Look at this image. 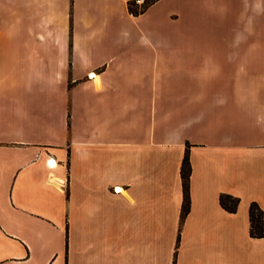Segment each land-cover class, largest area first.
I'll return each mask as SVG.
<instances>
[{"label":"crops","instance_id":"obj_1","mask_svg":"<svg viewBox=\"0 0 264 264\" xmlns=\"http://www.w3.org/2000/svg\"><path fill=\"white\" fill-rule=\"evenodd\" d=\"M164 1L0 0V264H264V0H235L254 59L186 79L157 77Z\"/></svg>","mask_w":264,"mask_h":264},{"label":"rangeland","instance_id":"obj_2","mask_svg":"<svg viewBox=\"0 0 264 264\" xmlns=\"http://www.w3.org/2000/svg\"><path fill=\"white\" fill-rule=\"evenodd\" d=\"M186 1L165 0L155 8L163 16L160 25L163 37L161 75L159 73L157 77H234L235 63L241 56L248 61L255 57L253 51L237 50L233 46L235 33L249 28L250 19L237 14L235 0H189L193 3L194 13H189ZM20 21L32 23V27L39 26L36 18L21 17ZM30 53L35 60L42 50L20 48L18 58ZM258 57H264L263 51ZM231 62L234 68L230 66ZM178 81L176 85H180ZM21 123L20 118V126Z\"/></svg>","mask_w":264,"mask_h":264},{"label":"trees","instance_id":"obj_3","mask_svg":"<svg viewBox=\"0 0 264 264\" xmlns=\"http://www.w3.org/2000/svg\"><path fill=\"white\" fill-rule=\"evenodd\" d=\"M159 0H146V5L138 10L136 8H130L129 11L134 16L143 14L150 6L158 2ZM182 181H183V193L184 202L182 208V221L185 220L190 210V192L189 182L191 176V165L189 159L188 150L186 152L182 169H181ZM221 206L230 213H235L240 205V199L235 198L231 195H221L220 197ZM250 214V234L254 238H262L264 236V213L257 203H252L249 210Z\"/></svg>","mask_w":264,"mask_h":264},{"label":"built area","instance_id":"obj_4","mask_svg":"<svg viewBox=\"0 0 264 264\" xmlns=\"http://www.w3.org/2000/svg\"><path fill=\"white\" fill-rule=\"evenodd\" d=\"M127 2H128V8L132 7L138 10H141L146 5V0H127ZM53 162H54L53 160L48 161V165L52 167Z\"/></svg>","mask_w":264,"mask_h":264},{"label":"bare ground","instance_id":"obj_5","mask_svg":"<svg viewBox=\"0 0 264 264\" xmlns=\"http://www.w3.org/2000/svg\"><path fill=\"white\" fill-rule=\"evenodd\" d=\"M52 164H53V165H55V163H54V162H53Z\"/></svg>","mask_w":264,"mask_h":264}]
</instances>
